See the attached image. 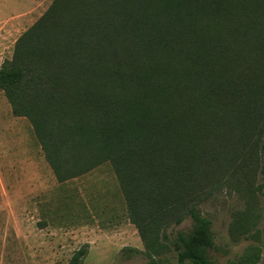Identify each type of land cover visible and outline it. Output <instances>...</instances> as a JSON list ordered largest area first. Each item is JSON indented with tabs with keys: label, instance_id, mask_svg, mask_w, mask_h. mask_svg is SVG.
Segmentation results:
<instances>
[{
	"label": "trees",
	"instance_id": "1",
	"mask_svg": "<svg viewBox=\"0 0 264 264\" xmlns=\"http://www.w3.org/2000/svg\"><path fill=\"white\" fill-rule=\"evenodd\" d=\"M0 90L58 181L111 163L150 264L171 246L177 264H219L199 194L226 138L264 176V0H53L1 65ZM259 221L235 215L232 242L250 243L224 264L260 263Z\"/></svg>",
	"mask_w": 264,
	"mask_h": 264
},
{
	"label": "rangeland",
	"instance_id": "2",
	"mask_svg": "<svg viewBox=\"0 0 264 264\" xmlns=\"http://www.w3.org/2000/svg\"><path fill=\"white\" fill-rule=\"evenodd\" d=\"M51 2L0 0V67L13 57L17 39ZM224 141L218 148L220 164L214 163L199 194L202 213L213 223L217 247L213 255L219 264L235 258L250 243L231 240L229 229L238 212L256 210L258 228L264 232L260 166L249 157L250 150L232 138ZM191 223L187 218L168 228V233L188 230ZM86 244L89 252L84 264H150L111 163L58 181L31 122L13 113L0 90V264H68L74 252ZM128 247L142 253L123 252ZM161 258L163 264H177L172 246ZM259 264H264V249Z\"/></svg>",
	"mask_w": 264,
	"mask_h": 264
},
{
	"label": "crops",
	"instance_id": "3",
	"mask_svg": "<svg viewBox=\"0 0 264 264\" xmlns=\"http://www.w3.org/2000/svg\"><path fill=\"white\" fill-rule=\"evenodd\" d=\"M27 1H30V2H38V3H46L48 0H27ZM53 1V0H52ZM50 6V5H49ZM48 6V7H49Z\"/></svg>",
	"mask_w": 264,
	"mask_h": 264
}]
</instances>
